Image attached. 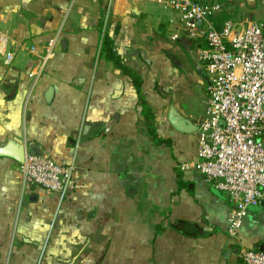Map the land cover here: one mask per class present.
Segmentation results:
<instances>
[{
	"label": "crops",
	"instance_id": "1",
	"mask_svg": "<svg viewBox=\"0 0 264 264\" xmlns=\"http://www.w3.org/2000/svg\"><path fill=\"white\" fill-rule=\"evenodd\" d=\"M246 3L244 15L264 13V0ZM173 19L154 0H0V30L16 53L10 65L0 60V146H31L74 166L61 197L24 183L19 163L0 156V264H241L240 248L264 250V190L230 237L228 196L177 167L196 158L197 132L171 125L173 102L164 110L149 100L151 82L171 90L167 76L190 64L184 53L195 43L170 38ZM104 33L139 76L140 94L102 51ZM50 41L54 55L35 80L28 74ZM167 52L184 60L171 65ZM194 66L204 81L196 119L174 107L197 124L206 81Z\"/></svg>",
	"mask_w": 264,
	"mask_h": 264
},
{
	"label": "built area",
	"instance_id": "2",
	"mask_svg": "<svg viewBox=\"0 0 264 264\" xmlns=\"http://www.w3.org/2000/svg\"><path fill=\"white\" fill-rule=\"evenodd\" d=\"M170 10L176 31L196 43L197 59L206 81L205 113L197 122L196 158L179 170L199 172L231 203L227 233L235 237L250 206L258 205L264 190V20H217L222 4L202 0H154ZM10 37L0 30V60L10 65L16 56ZM53 42L29 76L35 80L54 55ZM35 52V46L27 48ZM24 183L66 196L74 166L62 165L47 153H28L19 163ZM241 264H264V250L240 248Z\"/></svg>",
	"mask_w": 264,
	"mask_h": 264
},
{
	"label": "rangeland",
	"instance_id": "3",
	"mask_svg": "<svg viewBox=\"0 0 264 264\" xmlns=\"http://www.w3.org/2000/svg\"><path fill=\"white\" fill-rule=\"evenodd\" d=\"M109 2V1H108ZM207 3L219 2L222 4V17H230L236 20L243 21H252L257 18L264 17L263 11L261 8H258L257 13H252L250 15H244L241 11L246 6V0H205ZM110 4V2H109ZM107 5V9L109 7ZM251 6V5H250ZM170 11V10H168ZM107 13L105 12V16ZM174 44V43H173ZM192 51L195 55H197V47L196 43L192 48ZM181 54H169L167 52V59L171 61V65L173 61L178 63L180 60V56H182V60H184V56L182 52ZM177 65V64H175ZM172 67V66H171ZM169 82L171 83V90L167 87L166 82L162 79L159 81L151 82L152 85L155 83V86L152 87V93L149 97L151 102H159L163 103L162 107L164 110L173 102L174 106L181 111L184 115H189L192 113V119H196V112L200 110V96L203 88V78L200 76L198 70L190 65L189 63L183 62L181 66H179L176 71L167 76ZM152 78H150L151 81ZM173 98V99H172ZM194 113V114H193Z\"/></svg>",
	"mask_w": 264,
	"mask_h": 264
},
{
	"label": "water",
	"instance_id": "4",
	"mask_svg": "<svg viewBox=\"0 0 264 264\" xmlns=\"http://www.w3.org/2000/svg\"><path fill=\"white\" fill-rule=\"evenodd\" d=\"M248 4L254 5L253 0H248ZM190 58L195 63L196 67L202 68L198 59L195 58L192 53L190 54ZM167 117L171 125L180 132L190 133L197 130V125L178 112L172 104L169 106ZM28 153L38 152H35L31 146H24L16 142H9L0 146V156L12 158L18 163H22L25 155Z\"/></svg>",
	"mask_w": 264,
	"mask_h": 264
},
{
	"label": "trees",
	"instance_id": "5",
	"mask_svg": "<svg viewBox=\"0 0 264 264\" xmlns=\"http://www.w3.org/2000/svg\"><path fill=\"white\" fill-rule=\"evenodd\" d=\"M102 51L105 52L107 59H109L110 61H112L117 68H119L124 74H127L128 76L131 77L137 92L140 94L141 92V82H140V78L139 76L132 71L130 68L125 67L121 60L120 57L116 54L114 47H113V41L112 39L108 36L107 33H104L103 35V39H102ZM149 110V109H147ZM147 110L145 109V114L148 115L149 111L147 112ZM148 119L150 120V132L153 135V137L157 138V134L155 129L152 126V118L148 117ZM158 142H164L165 140L161 139V138H157ZM166 142L168 143V140H166Z\"/></svg>",
	"mask_w": 264,
	"mask_h": 264
},
{
	"label": "flooded vegetation",
	"instance_id": "6",
	"mask_svg": "<svg viewBox=\"0 0 264 264\" xmlns=\"http://www.w3.org/2000/svg\"><path fill=\"white\" fill-rule=\"evenodd\" d=\"M191 53L193 54V51L189 52V54H191ZM184 54H185V58H186V60H187L188 62H190V64H191L193 67H195L193 61H192L191 58H190V55L188 56L186 52H185ZM193 55H194V54H193ZM194 57H195V55H194ZM179 66H181V65L179 64Z\"/></svg>",
	"mask_w": 264,
	"mask_h": 264
}]
</instances>
